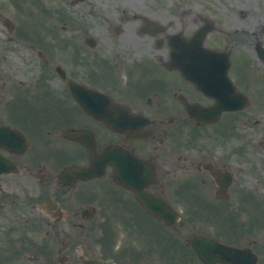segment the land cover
<instances>
[{
	"label": "flooded vegetation",
	"instance_id": "af4514ba",
	"mask_svg": "<svg viewBox=\"0 0 264 264\" xmlns=\"http://www.w3.org/2000/svg\"><path fill=\"white\" fill-rule=\"evenodd\" d=\"M74 1L66 0L86 6L71 12V26H100L103 35L69 36L63 63L59 41L53 52L36 49L46 99H31L35 83L16 86L0 74V264H193L194 235L252 244L247 230L213 219L245 221L242 188L264 177V0H183L175 10L154 0ZM177 32L181 71L170 56ZM70 80L124 108L121 129L86 114ZM212 91L244 97L243 108L213 118ZM238 122L261 126L238 146L219 147ZM109 157L120 178L177 209L178 220L147 212L114 181Z\"/></svg>",
	"mask_w": 264,
	"mask_h": 264
},
{
	"label": "rangeland",
	"instance_id": "374dc122",
	"mask_svg": "<svg viewBox=\"0 0 264 264\" xmlns=\"http://www.w3.org/2000/svg\"><path fill=\"white\" fill-rule=\"evenodd\" d=\"M31 1L34 3H31ZM43 2L46 6H49L48 9L51 10L59 9L60 17L65 18V20L59 19L60 22L58 23V28L56 27L57 36H53L56 39L58 37L62 38L69 36H84L89 33H92L95 36L103 35L102 28L100 26H96L95 28H89L87 26H77V25L71 26V18H70V16L72 15L71 12L73 10L82 11L84 6L86 5L79 4L72 7L70 4H67L66 0H43ZM88 2L95 3V0H88ZM154 2L164 4L166 7H170V6L182 4L183 0H161V2H158V0H154ZM190 2L198 3L199 0H190ZM203 3L213 7V5H219V0H203ZM36 6H37L36 0H0V20L9 17L10 19H12L14 23V27L12 28L11 32H9L7 31L3 23L0 21V71H1L0 74L2 76L7 75L9 76V78L11 76L12 78L11 83L13 84L19 83L18 82L19 80L27 81L28 83L32 84L34 81H37L36 77L40 75L41 69L43 68L40 65L39 57L36 55L35 50L31 46L32 44H30L29 42V41H36L33 38L34 35L31 34L35 33V31L38 32L40 31V28L35 26L36 22H38V20L41 19L40 13L37 12V14L28 15L30 17H27V13L30 10H35ZM62 13H65L66 16H64ZM56 15H58V13H56ZM42 29L46 31L45 28ZM13 31L17 37L15 40H10L9 37L13 35ZM25 31L30 32V35L24 36L26 35L24 34ZM20 38L27 40H21ZM54 41L51 40V43H53ZM67 50L68 49H66L65 51L61 50V55H60L61 59L67 58V53H68ZM51 85L53 88H58L57 86L58 84L56 81L51 83ZM238 123H239V127L233 131L238 132L239 136L241 135L242 137H244L248 133L259 132L258 128L261 126L260 124L250 126V124H243L242 122H238ZM225 135L226 137H224L223 140L218 143L219 147H220L219 144H226L227 141L228 142L231 141L232 144L238 142V140L235 139L236 136L234 134L229 132L226 133ZM251 184H253L254 186L256 185L254 181ZM259 204L261 210L262 204L260 202ZM256 216L257 218H255ZM256 216L252 219L253 221H255L256 219L259 220L260 216L257 213ZM262 229L264 228L262 227ZM251 232H249L248 234L249 237L258 239L264 244V230L263 231L260 230V233L258 234H254L255 231H251ZM257 248L261 250V252L264 251L263 245H258Z\"/></svg>",
	"mask_w": 264,
	"mask_h": 264
},
{
	"label": "water",
	"instance_id": "95a60500",
	"mask_svg": "<svg viewBox=\"0 0 264 264\" xmlns=\"http://www.w3.org/2000/svg\"><path fill=\"white\" fill-rule=\"evenodd\" d=\"M83 107L90 114H92L93 112L97 113V108L94 106L87 105ZM195 248L197 249L199 256H201V258H204L206 254L205 251L199 250V248H197L196 246ZM214 249H217L224 254V256L221 258L223 264H227L228 261L233 262L234 264H255V256L251 254L248 250H236L233 248L224 247L216 244H214L213 246V250Z\"/></svg>",
	"mask_w": 264,
	"mask_h": 264
}]
</instances>
